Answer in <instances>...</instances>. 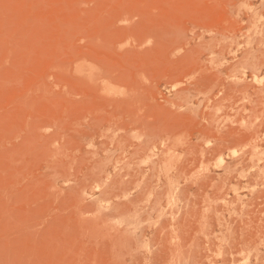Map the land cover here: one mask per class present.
<instances>
[{
	"label": "rangeland",
	"instance_id": "374dc122",
	"mask_svg": "<svg viewBox=\"0 0 264 264\" xmlns=\"http://www.w3.org/2000/svg\"><path fill=\"white\" fill-rule=\"evenodd\" d=\"M0 264H264V0H0Z\"/></svg>",
	"mask_w": 264,
	"mask_h": 264
},
{
	"label": "bare ground",
	"instance_id": "6f19581e",
	"mask_svg": "<svg viewBox=\"0 0 264 264\" xmlns=\"http://www.w3.org/2000/svg\"><path fill=\"white\" fill-rule=\"evenodd\" d=\"M85 70H87V69H85ZM78 71L81 72V71H83V69H80V68H79ZM83 72H84V71H83ZM84 73H85V72H84ZM89 74H92V72H90ZM89 74H86V75H89ZM99 77H100V76H99ZM90 78H92V77H90ZM88 79H89V78H88ZM96 82H97V81H96ZM111 84H112V83H111ZM106 85H108V83H107ZM109 85H110V83H109ZM111 87H112V86H111ZM115 87H116V86H115ZM106 89H107V88H106ZM110 89H111V88H110ZM116 90H118V89H116ZM116 90H115V91H116ZM107 97H108V96H107Z\"/></svg>",
	"mask_w": 264,
	"mask_h": 264
}]
</instances>
